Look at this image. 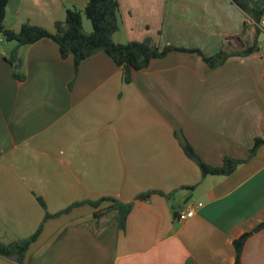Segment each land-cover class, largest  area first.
I'll return each instance as SVG.
<instances>
[{
    "label": "crops",
    "instance_id": "0c3cea01",
    "mask_svg": "<svg viewBox=\"0 0 264 264\" xmlns=\"http://www.w3.org/2000/svg\"><path fill=\"white\" fill-rule=\"evenodd\" d=\"M118 44L151 39L159 48L205 56L258 51L209 68L171 53L133 72L129 84L103 52L79 63L42 39L18 49L25 79L7 62L16 47L0 35V242L31 236L45 211L111 197L134 201L124 230L116 212L95 219L83 205L45 222L24 264H234L232 241L264 223V145L228 176L202 177L175 131L206 164L245 161L264 141V0H117ZM86 0H9L4 25L54 32L65 10ZM263 10L259 22L255 11ZM86 23L83 30L88 31ZM260 35V36H259ZM162 195H169L168 197ZM200 204V207H196ZM195 207L190 219L180 211ZM242 264H264V229L246 240ZM0 264H16L0 256Z\"/></svg>",
    "mask_w": 264,
    "mask_h": 264
},
{
    "label": "trees",
    "instance_id": "16d2710c",
    "mask_svg": "<svg viewBox=\"0 0 264 264\" xmlns=\"http://www.w3.org/2000/svg\"><path fill=\"white\" fill-rule=\"evenodd\" d=\"M86 6L81 11L76 8L65 10L64 20L54 23V32L51 33L42 27H37L25 23L18 32L8 30L4 25L6 7L9 0H0V35L8 42H15L16 47L7 57L10 64L13 77L18 81L25 79L22 73V61L18 56V49L23 46L32 45L42 39H50L57 46L60 57L65 59L72 57L75 70L80 62L92 56L95 53L103 52L108 56L114 64L120 68L122 79L125 84H129L132 79L133 72L142 71L148 68L150 62L155 59H163L171 53H186L201 57L203 62L211 69L222 65L228 58L234 56H248L258 51L257 43L248 46L240 52L231 53L220 51L213 56H205L197 49H185L174 47L171 45L163 48L157 47L151 39H145L141 42H130L126 44H118L113 41V35L119 30V4L117 0H86ZM234 5L241 10H245L249 4L248 0H231ZM263 10L255 11V21L259 22ZM82 15L89 20L91 32L85 33L82 26ZM175 138L188 159L193 161L199 168L202 177L206 176H228L232 174L239 165L247 162L255 156L257 149L264 145L261 139H255L249 156L245 161L235 160L225 157L220 167H213L204 163L195 153L189 143L186 141L182 132L175 131ZM154 194H160L154 191L139 194L134 201L145 202ZM168 197L169 195H162ZM39 205L45 211L42 222L37 230L28 238L3 244L0 242V256L12 259L16 264H24L26 254L30 246L35 243L42 232L45 222L49 219L58 218L68 214L72 209L88 205L93 209H98L102 203L108 202V207L94 212L93 217L99 219L106 214L115 211V221L120 230H124L127 216L131 212L134 201L123 203L111 197H102L97 201L76 202L59 211L56 214H48L46 206L41 198H36ZM264 229V223L256 226L252 232H258ZM252 232L243 233L232 241L235 252L234 264H242V250L246 240Z\"/></svg>",
    "mask_w": 264,
    "mask_h": 264
},
{
    "label": "built area",
    "instance_id": "2783aa9c",
    "mask_svg": "<svg viewBox=\"0 0 264 264\" xmlns=\"http://www.w3.org/2000/svg\"><path fill=\"white\" fill-rule=\"evenodd\" d=\"M261 26H264V22L261 23ZM1 38H0V42H1ZM201 205L198 204L196 207H200ZM195 214V207H190V208H186L183 211H180V218L181 219H190L194 216Z\"/></svg>",
    "mask_w": 264,
    "mask_h": 264
},
{
    "label": "rangeland",
    "instance_id": "374dc122",
    "mask_svg": "<svg viewBox=\"0 0 264 264\" xmlns=\"http://www.w3.org/2000/svg\"><path fill=\"white\" fill-rule=\"evenodd\" d=\"M83 21H84V23H86L85 25H87V27H88V31H86V33L89 34L91 32V25H90L89 20H87L84 15H82V23H83Z\"/></svg>",
    "mask_w": 264,
    "mask_h": 264
},
{
    "label": "water",
    "instance_id": "95a60500",
    "mask_svg": "<svg viewBox=\"0 0 264 264\" xmlns=\"http://www.w3.org/2000/svg\"><path fill=\"white\" fill-rule=\"evenodd\" d=\"M260 36V35H259ZM260 43L264 44V41H259Z\"/></svg>",
    "mask_w": 264,
    "mask_h": 264
}]
</instances>
